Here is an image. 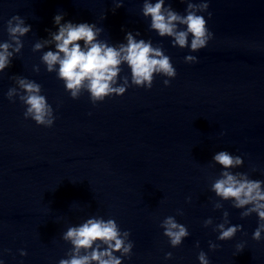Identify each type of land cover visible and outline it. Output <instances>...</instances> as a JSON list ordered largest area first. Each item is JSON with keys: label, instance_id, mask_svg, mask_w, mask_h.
<instances>
[{"label": "clouds", "instance_id": "clouds-1", "mask_svg": "<svg viewBox=\"0 0 264 264\" xmlns=\"http://www.w3.org/2000/svg\"><path fill=\"white\" fill-rule=\"evenodd\" d=\"M122 6V0L116 4V8ZM208 8L207 0H200L199 3L187 0L186 14L182 15L173 10L171 3L165 7V0H156L155 3L144 0L142 15L150 17V29L160 37L172 38L173 47L190 48L195 53L205 48L213 38V33L207 27V20L199 14L206 12ZM208 15L211 17L210 12ZM53 19L58 30L49 31L50 39L36 42L33 51L39 52L54 44V50L43 51L41 62L46 66L47 72H56L57 78L64 82L65 90L74 100L87 91L95 105L106 97L124 95L130 86L151 89L157 75L166 77L163 83L169 86L171 79L177 75L171 58L165 55L162 47L153 46L151 40H137L136 37L140 35L138 32L135 35L127 32L126 43L109 45L98 39L103 29L96 24L71 21L62 23L63 13L55 15ZM6 30L8 40L0 43V73L10 67L14 55L21 52V37L31 31V25H26L23 18L15 15L7 21ZM184 59L186 63L198 62L194 55H187ZM125 64L130 69L131 85L128 76H124L123 82L118 84L122 65ZM33 70L38 73L39 67L34 66ZM14 79L16 87L8 89L7 99L15 102V98H18L26 106L25 119H32L38 126L51 127L55 116L47 98L41 94L42 86L27 78L17 76ZM212 160L223 170L211 185V191L223 201H232L234 208L245 209L240 214L242 219L253 213L258 216L259 224L252 238L260 241L264 233V181L250 179L247 173L231 171L243 165L241 156L222 150L215 153ZM222 207L219 202L214 204L215 209ZM177 214L183 215L181 211ZM228 217L229 213L224 211L223 222L213 228V231L219 232V241L231 240L242 230V225L229 226ZM212 224V218L204 221V227ZM160 227L174 248L189 236L186 226L178 223L173 216L166 217ZM130 234V231H121L112 218H88L79 226H71L63 233V240L70 242L72 248L67 254L68 258L61 259L59 264H122V258L130 257L134 247L129 240ZM196 246L199 247V242ZM217 248L218 244L209 241L210 250ZM236 248L237 252H241L244 244H238ZM115 253H120V256ZM20 255L26 256L27 252L21 250ZM171 258V252L165 254V259ZM197 258L199 264H209L204 251H200Z\"/></svg>", "mask_w": 264, "mask_h": 264}]
</instances>
